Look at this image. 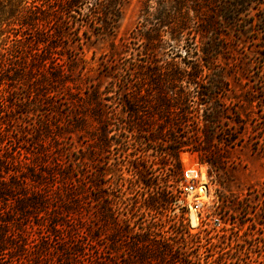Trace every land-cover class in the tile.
<instances>
[{"label":"rangeland","instance_id":"1","mask_svg":"<svg viewBox=\"0 0 264 264\" xmlns=\"http://www.w3.org/2000/svg\"><path fill=\"white\" fill-rule=\"evenodd\" d=\"M45 1L5 0V16ZM103 1L113 14L58 48L23 41L32 71L10 79L0 65V147L32 183H55L47 213L89 241L85 263L264 264V0ZM19 27L0 22V50L22 65ZM43 58L61 77L37 70ZM193 166L219 225L197 223L180 189ZM14 222L29 238H5L0 264H31L40 222Z\"/></svg>","mask_w":264,"mask_h":264},{"label":"trees","instance_id":"2","mask_svg":"<svg viewBox=\"0 0 264 264\" xmlns=\"http://www.w3.org/2000/svg\"><path fill=\"white\" fill-rule=\"evenodd\" d=\"M4 1L0 0V22L2 24L7 23L19 24V28H15L18 39H16L15 49L22 53L21 59L25 61L21 64L14 63L12 61V55L8 54L9 52H4L0 50V65H2L7 71L12 70V75L10 79L16 77L17 74L21 72H30V64L25 58L28 57L27 52L23 49V41L31 40L34 44L43 42L45 48L49 46H55L58 48V41L63 40L66 36H69L72 33L77 32L78 34L83 28L92 26L95 23L96 19L101 18L102 15H112L113 11L108 9L105 6V1L103 0H46L42 5H34L33 7H22L14 18L11 19L10 15L5 16L7 11H4ZM115 10V9H114ZM38 12L43 15H47V19H40L39 17H33L31 13ZM12 15V11H11ZM111 17V16H110ZM11 29H14L12 27ZM86 33V30L83 31ZM33 46V49L37 50L33 54L35 55L33 59H36V55L40 47ZM11 55V57L9 56ZM52 67H60L61 65L57 63V59L54 56L50 57ZM43 67L37 68L41 73L50 72L46 66L44 59ZM4 68L2 70H4ZM6 72V70H5ZM52 78H59L61 75L59 73H51ZM3 105L5 104L2 102ZM2 112L4 110L2 109ZM2 127L0 124V132ZM23 159L18 156H15L13 152H5L3 148L0 147V202H3V207L6 211L1 212L0 210V250H3L5 238L8 239H26L23 235L24 231H20L19 225L14 221L15 219L30 218L34 216L40 222V245L44 246L43 250L36 249L39 247V243H35V240H32V245L27 249L28 260L31 264H47V259H49V264H88L85 263L86 256L88 255L87 250L85 249L91 244L89 241L84 242L82 235L79 233L77 236L75 234L65 233L66 229L64 227V221L60 215L50 216L47 213V206L53 202V199L61 200V197L58 195H53L51 192V185H36L32 183L33 181H42L43 179L35 173L32 174L34 177H29L25 175ZM22 168V169H19ZM31 172V171H30ZM142 181L149 186V180L145 179L143 173H141ZM144 178V179H143ZM64 186V185H63ZM74 200L78 199L77 196L73 197ZM151 210H158V207L147 206ZM1 209V208H0ZM59 207L56 209V211ZM45 211V214L42 212ZM55 211V212H56ZM5 215L8 216L9 220L4 219ZM117 222V221H115ZM124 220V232L127 235L122 234V236H128L130 233V224H126ZM120 223V222H119ZM117 223V224H119ZM184 227V226H182ZM145 227H142L144 230ZM127 230V231H126ZM20 231V232H19ZM117 233H120V227L116 228ZM150 234L154 231H149ZM187 232V231H186ZM185 232V233H186ZM137 235L138 233H134ZM157 233H154L152 243L156 244L159 240H156ZM93 238V237H92ZM78 242V243H75ZM34 243V244H33ZM142 245H146L143 243ZM51 248L55 250V253L59 252L56 256L51 255L49 258L46 254H51ZM168 249V248H167ZM49 250V251H48ZM45 252V253H44ZM161 254L163 251L159 250ZM172 248H169V251L166 254H171ZM87 260V259H86ZM42 261V263H40ZM89 264L91 259H89Z\"/></svg>","mask_w":264,"mask_h":264},{"label":"built area","instance_id":"3","mask_svg":"<svg viewBox=\"0 0 264 264\" xmlns=\"http://www.w3.org/2000/svg\"><path fill=\"white\" fill-rule=\"evenodd\" d=\"M201 174L202 169L200 168L194 166L186 168L184 176L180 181V189L183 193L194 198V200H191L188 205L195 211L197 215V223L201 222V218L204 219L210 216L212 219L214 218V225H219L220 217L217 214H213L210 209L204 210V203L202 200H207V202H209V199L211 198V189L207 180L205 183H202ZM198 196H200L202 200L199 199Z\"/></svg>","mask_w":264,"mask_h":264},{"label":"bare ground","instance_id":"4","mask_svg":"<svg viewBox=\"0 0 264 264\" xmlns=\"http://www.w3.org/2000/svg\"><path fill=\"white\" fill-rule=\"evenodd\" d=\"M204 176H206V174L205 175H203V172H202V174H201V178H203L204 179ZM202 183H205V181H202ZM201 190V189H200ZM191 215H193V214H191Z\"/></svg>","mask_w":264,"mask_h":264}]
</instances>
